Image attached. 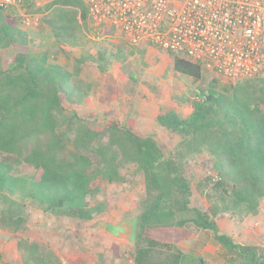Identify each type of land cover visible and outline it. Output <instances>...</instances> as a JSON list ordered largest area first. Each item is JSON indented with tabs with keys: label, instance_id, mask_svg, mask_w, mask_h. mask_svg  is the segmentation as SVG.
<instances>
[{
	"label": "trees",
	"instance_id": "16d2710c",
	"mask_svg": "<svg viewBox=\"0 0 264 264\" xmlns=\"http://www.w3.org/2000/svg\"><path fill=\"white\" fill-rule=\"evenodd\" d=\"M34 0H21L32 10ZM44 24L52 38L37 44L0 8V228H28L27 209L68 216L82 222L100 217L103 203L88 197L96 182L123 181L120 168L133 164L143 174L144 194L137 217L133 264H208L171 242L148 237L158 228L194 229L217 243L223 264H262L264 249L242 245L220 230L216 218L227 214L239 222L257 215L264 203V80L227 83L223 90L203 89L199 63L167 52L173 70L190 77L196 88L187 115L160 106L154 123L180 138L164 152L151 136L113 121L103 127L64 107L88 95L80 74L88 62L105 71L107 56L74 59L71 70L51 60L59 48L79 46L87 11L79 0H51ZM114 57L121 75L134 82L125 64L137 47L126 38ZM205 157L207 172L194 181L192 167ZM25 164L29 172L22 171ZM198 196L206 207L193 203ZM22 264H62L51 251L27 240L17 241ZM0 254V262H1Z\"/></svg>",
	"mask_w": 264,
	"mask_h": 264
},
{
	"label": "rangeland",
	"instance_id": "374dc122",
	"mask_svg": "<svg viewBox=\"0 0 264 264\" xmlns=\"http://www.w3.org/2000/svg\"><path fill=\"white\" fill-rule=\"evenodd\" d=\"M50 1L34 0V8L30 11L15 6L7 8L21 28L23 13L38 18L37 27L23 28L37 44L49 43L52 40L43 21L52 13L44 9ZM260 1L264 3V0ZM81 35L79 46L64 48L69 56L61 49L54 48L50 54L51 60L71 70L74 59L82 55L95 58L101 50L107 56L105 71H100L96 65L89 62L85 64L80 80L82 85L87 87L88 95L74 104L64 101V107L83 116L92 125L103 127L116 121L143 136L153 137L164 152L173 149L180 138L158 127L154 118L160 106L169 107L179 114H189L190 107L179 104L175 97H189L196 88L191 78L173 70L172 59L166 51L144 46L145 49L141 53L138 51L140 47H137L138 50H135L133 55H126L125 64L133 74L132 82L128 76L121 75V64L114 57L118 44L123 41V35L108 29H94L88 17L86 24L81 28ZM202 77L200 88L203 89L214 88L221 91L229 83L206 70L203 71ZM205 165V157L200 156L192 167L194 181L205 175ZM20 167L22 171H30L25 164ZM120 174L123 177L122 182H96L93 185L94 191L88 201L91 204L103 203L106 210L102 216L90 222H82L68 216L44 214L28 208V228L15 232L0 228V264H22L23 259L17 248V241L20 239L36 243L41 248L53 252L62 264H133L134 245L114 238L110 234V227L137 219L144 194L143 174L133 164L122 166ZM193 203L202 207L207 205L205 200L198 196L193 198ZM261 210L259 214L251 215L245 223L244 220L239 222L227 214L221 215V219L232 220L233 234L237 240H242L244 245L264 249V203ZM255 222L258 226L254 225ZM243 232L246 239H243ZM145 234L160 241L171 242L186 253L193 248L194 241L190 240L191 237L207 240L204 234L187 228H158L148 230ZM193 259L192 261L196 260L195 257ZM205 262L223 264L220 261ZM31 263L34 264L32 261Z\"/></svg>",
	"mask_w": 264,
	"mask_h": 264
},
{
	"label": "built area",
	"instance_id": "2783aa9c",
	"mask_svg": "<svg viewBox=\"0 0 264 264\" xmlns=\"http://www.w3.org/2000/svg\"><path fill=\"white\" fill-rule=\"evenodd\" d=\"M91 26L134 46L183 57L229 83L264 80V3L260 0H79ZM0 0V8L21 7ZM23 28L39 25L23 13ZM264 264V262H263Z\"/></svg>",
	"mask_w": 264,
	"mask_h": 264
},
{
	"label": "crops",
	"instance_id": "0c3cea01",
	"mask_svg": "<svg viewBox=\"0 0 264 264\" xmlns=\"http://www.w3.org/2000/svg\"><path fill=\"white\" fill-rule=\"evenodd\" d=\"M249 217H252V216L248 215L244 219V223ZM216 223L221 231L230 235L234 240H237L235 235L233 234L234 223L232 222V220L221 219V216H218L216 218ZM254 225L258 226V223L255 222ZM243 239H246V234H244V232H243ZM190 240L194 241L193 248L189 249L188 251V253H190L192 257L194 256L196 259L200 258L202 260L209 261L210 263H213L216 261H220L221 263H223V260L217 255V252H216L218 245L212 239H207L206 241H204V240H198V239L191 237ZM237 242L244 245V243H242V240H237Z\"/></svg>",
	"mask_w": 264,
	"mask_h": 264
},
{
	"label": "water",
	"instance_id": "95a60500",
	"mask_svg": "<svg viewBox=\"0 0 264 264\" xmlns=\"http://www.w3.org/2000/svg\"><path fill=\"white\" fill-rule=\"evenodd\" d=\"M137 233V219H131L121 224L110 227V234L135 246ZM263 264V263H262Z\"/></svg>",
	"mask_w": 264,
	"mask_h": 264
}]
</instances>
